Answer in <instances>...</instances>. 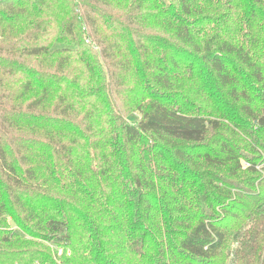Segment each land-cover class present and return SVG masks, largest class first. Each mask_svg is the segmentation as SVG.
Listing matches in <instances>:
<instances>
[{"label":"trees","instance_id":"1","mask_svg":"<svg viewBox=\"0 0 264 264\" xmlns=\"http://www.w3.org/2000/svg\"><path fill=\"white\" fill-rule=\"evenodd\" d=\"M0 264H264V0H0Z\"/></svg>","mask_w":264,"mask_h":264},{"label":"rangeland","instance_id":"2","mask_svg":"<svg viewBox=\"0 0 264 264\" xmlns=\"http://www.w3.org/2000/svg\"><path fill=\"white\" fill-rule=\"evenodd\" d=\"M138 118H140V116H138ZM11 221V220H10ZM50 249H51V251H52V253H53V255L55 254V252H57L58 251V255L59 256H61L62 255V253H63V251L60 249V250H58L57 248H55V247H53V245L50 247Z\"/></svg>","mask_w":264,"mask_h":264}]
</instances>
